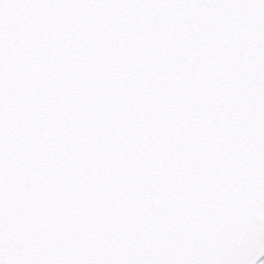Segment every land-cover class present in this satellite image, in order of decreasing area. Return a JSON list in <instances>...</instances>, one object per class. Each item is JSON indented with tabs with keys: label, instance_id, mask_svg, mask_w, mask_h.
Segmentation results:
<instances>
[{
	"label": "snow or ice",
	"instance_id": "1",
	"mask_svg": "<svg viewBox=\"0 0 264 264\" xmlns=\"http://www.w3.org/2000/svg\"><path fill=\"white\" fill-rule=\"evenodd\" d=\"M0 264H264V0H0Z\"/></svg>",
	"mask_w": 264,
	"mask_h": 264
}]
</instances>
